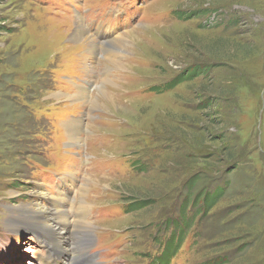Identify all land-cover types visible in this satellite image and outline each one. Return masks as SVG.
Listing matches in <instances>:
<instances>
[{
	"label": "rangeland",
	"instance_id": "obj_1",
	"mask_svg": "<svg viewBox=\"0 0 264 264\" xmlns=\"http://www.w3.org/2000/svg\"><path fill=\"white\" fill-rule=\"evenodd\" d=\"M193 176L226 189L171 264H264V0H0V264H149Z\"/></svg>",
	"mask_w": 264,
	"mask_h": 264
},
{
	"label": "trees",
	"instance_id": "obj_2",
	"mask_svg": "<svg viewBox=\"0 0 264 264\" xmlns=\"http://www.w3.org/2000/svg\"><path fill=\"white\" fill-rule=\"evenodd\" d=\"M179 16V15H178ZM180 18V17H178ZM203 70H205V74H208V68L202 69V67H192L189 71H187V76L189 75V78L192 76H196L198 74H203ZM174 79V83H170L169 85H164L161 87V90H168L172 89V86H175L179 83V80ZM182 80H185L182 79ZM174 84V85H173ZM234 169L237 168L236 165L232 167ZM196 176H193L189 181H188V186L190 189L188 190L189 193H191L185 201L182 203V207L179 209V218L180 221H169L166 220L164 223V228L165 231L169 230V235L166 240V243H164L163 246V251L160 253L159 256L154 258V260L149 263V264H171L173 258L176 256L178 250L182 246L184 240L187 237H190L192 240L193 239V234H191V230L198 225L196 219L200 218L201 220H204L203 218L208 215V212L211 211V209L217 204L219 200H221L224 196V192L226 189V184L224 183L223 186H218V183L216 185H213V190L211 191H206V188L203 190L194 193L192 189L195 186V183L198 181L196 179ZM194 194V195H193ZM130 202V201H129ZM150 203L148 201H142V202H130L128 203V210L130 208V212H133L136 208H133V206H138L139 208H144L148 206ZM138 208V209H139ZM257 208V207H256ZM190 209H194L195 211L191 213ZM189 235V236H188ZM244 235V233L239 234V236ZM236 236V234H235ZM235 236H229L230 238H236ZM243 244L240 245L238 248V252H242L247 248V245L244 243V240L241 239ZM237 241V240H236ZM261 241L258 242V245H261ZM235 244H237L235 242ZM260 244V245H259ZM225 258H218L215 262L211 263L210 261L207 262L206 264H223L226 261L224 260Z\"/></svg>",
	"mask_w": 264,
	"mask_h": 264
},
{
	"label": "bare ground",
	"instance_id": "obj_3",
	"mask_svg": "<svg viewBox=\"0 0 264 264\" xmlns=\"http://www.w3.org/2000/svg\"><path fill=\"white\" fill-rule=\"evenodd\" d=\"M145 29V28H144ZM69 30V29H68ZM79 30V29H78ZM80 31H82V29L80 30ZM86 31V30H85ZM75 32H77V31H75ZM78 33V32H77ZM81 33V32H80ZM72 36V35H71ZM77 37H79V36H77ZM81 37V36H80ZM70 38V37H69ZM74 38H75V36H74ZM91 38V37H90ZM106 38V37H105ZM83 40V39H82ZM74 41V40H73ZM91 44V43H90ZM103 46H104V44H103ZM107 46V45H106ZM110 47H111V45H110ZM94 48V47H93ZM104 48V47H103ZM113 50V54H112V57H114V58H117L118 57V55L116 54V52L114 51V49H112ZM122 51V50H121ZM88 54V53H87ZM96 54V53H95ZM112 64V63H111ZM115 65V64H114ZM106 67V66H105ZM104 67V68H105ZM105 73V72H104ZM104 82L105 83H108V81L107 80H104ZM113 85H114V83H112ZM102 86V85H101ZM100 86V87H101ZM100 92V96L102 97V98H104L106 101H108L109 103H111V100H110V97L109 96H107V94L105 93V91H104V89L103 90H101V91H99ZM85 98H86V93L81 89V88H79V90H78V94L76 95V101H78V102H81V101H83V100H85ZM69 99H71V98H69ZM95 101V100H94ZM96 103V102H95ZM94 103V104H95ZM113 103V102H112ZM92 105V104H91ZM97 105H98V101H97ZM77 125V124H76ZM74 125H71L70 127H68V128H70L69 129V133H68V135H69V137H71V141H74V136L76 135V133H77V131L78 130H80V129H77V127L76 126H74ZM79 132V131H78ZM75 176V175H74ZM85 185V184H84ZM53 199V198H52ZM64 202H65V200L63 199V198H57V199H55L54 201H53V204L49 207V209H47V214H48V219L46 218V215L44 214V213H42L41 212V209H39V207L37 208L36 207V205L37 206H39L38 204H36V205H34L33 206V208H31V207H29V206H25L24 208H23V210H20V216L19 215H15V217L16 218H21V219H23V220H25L26 222H31V223H33V224H37V225H41V226H43L44 228L43 229H41L40 231H42V233L44 234V236L42 237V240H40V243H39V246H41V247H46L47 245H44L43 243H46L47 242V238L49 237L50 239L52 238V235H54V240L53 241H55V243H56V245L57 246H59V247H61V245L56 241V229H55V226H57V228H59V229H67V226H69V224H68V222H69V210L68 209H66L65 208V206H64ZM85 204L86 203H83V204H80L79 205V210L81 211L83 208L84 209H86L85 208ZM31 209V211H28V212H26L28 209ZM42 208V207H41ZM16 209H18V208H16ZM36 210L37 211H40L38 214H34V216H32V214L34 213V212H36ZM42 210H43V208H42ZM44 212V211H43ZM30 216V218H26V219H24L25 217H29ZM14 217V218H15ZM80 217V215H77V218H79ZM20 219V220H21ZM49 220V221H48ZM54 220H55V222H54ZM50 221H52V222H54V223H56V225L55 226H53V224H52V222H50ZM71 228V227H70ZM77 230H78V233H85L86 231H87V226H84V225H79V227H75ZM58 229V230H59ZM58 232H60V231H58ZM55 233V234H54ZM77 233V232H76ZM61 234V233H60ZM77 237V236H76ZM74 241V240H73ZM61 243V242H60ZM51 246H54V245H50V247ZM75 246H77V245H75ZM56 247V246H55ZM73 247V246H72ZM78 247V246H77ZM70 250V249H69ZM62 256V255H61ZM52 259V258H51ZM43 262L45 263V264H54V262L52 261V260H50V257H48L46 260H43ZM31 264V263H30Z\"/></svg>",
	"mask_w": 264,
	"mask_h": 264
}]
</instances>
